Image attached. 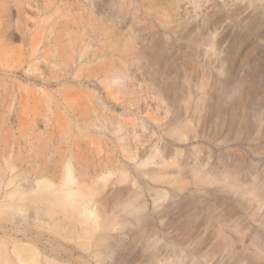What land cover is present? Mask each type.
<instances>
[{
	"label": "rangeland",
	"instance_id": "rangeland-1",
	"mask_svg": "<svg viewBox=\"0 0 264 264\" xmlns=\"http://www.w3.org/2000/svg\"><path fill=\"white\" fill-rule=\"evenodd\" d=\"M15 1L9 6L10 18L21 25V36L13 45L18 55H30L31 42L23 43V38L46 27L47 39H40L39 51L48 38L61 34L64 46L80 36L92 43L91 50L101 51L106 38L102 24L107 22L116 44L109 60L116 62V69L126 68L127 77L108 86L104 75L93 78L96 83L77 79L51 85L53 92H78L84 99L73 107L81 110L71 112L60 96L49 119L40 117L53 126L50 129L62 123L71 132L61 148L51 147L57 156L73 151L91 166L106 157L113 161L117 172L97 196L107 208L138 196L137 204L145 209L141 215L148 219H141L139 228L131 215L134 223L126 224L131 218L123 219L125 206L117 205L122 211L117 209L115 217L125 223L111 233L121 242L104 264H125L136 255L138 264H264V0H49L54 8L49 6L48 12L43 3L47 0H32L31 6ZM53 21L59 24L51 31ZM2 67L0 77L21 84L25 94L29 86L39 91L38 96L43 94L40 78L29 82L23 76L30 67L14 75ZM3 94L0 100L7 107H20L21 114L6 115L14 123H0L2 136L14 130L20 147L28 151L38 144L26 122L35 117L34 107L45 112L46 105L30 101L25 108L20 97L8 101ZM155 147L160 151L156 163L140 166ZM164 159L174 167H163ZM28 160L26 166L38 161ZM123 167L127 180L119 171Z\"/></svg>",
	"mask_w": 264,
	"mask_h": 264
},
{
	"label": "bare ground",
	"instance_id": "bare-ground-1",
	"mask_svg": "<svg viewBox=\"0 0 264 264\" xmlns=\"http://www.w3.org/2000/svg\"><path fill=\"white\" fill-rule=\"evenodd\" d=\"M12 1L15 0H5L4 4H0V63L5 62L4 66L3 64H0L3 66L0 67L4 68L3 70L6 74L13 73V75L15 73L22 74V69L26 68L27 66L30 67L27 75L24 74L23 76L25 77V80L29 82H36L37 79L40 78L41 84L43 83V86L41 85L42 88H40L43 94L38 96L39 91L35 88L29 89L30 86L26 90L27 93L25 94L23 91L24 87H22L18 82L7 78L8 76L5 78L0 77V94L3 92V95L6 96L8 101L14 100L16 97H20L23 99L21 105L23 104L25 108L30 106V101L33 103H45L46 107L44 108L45 112L37 111V108L34 107L35 117L29 118L26 122L29 129L28 133L33 131L37 134H34V139H36L38 144L36 146L27 147L28 151L20 147L14 130L8 131L5 136H2L0 131V264H104L105 260L109 259L108 257L110 253H113L114 248L119 246L117 244L121 242L119 238H116L115 241L111 232L119 228H123V223L125 222L128 224L137 221V224L140 228L141 221L146 218L142 216L146 214V212L144 213L145 209L143 210L144 207L139 206L141 204H137V201L139 203V199L136 194L135 195L137 197H134L133 201L126 202V204H123L122 202L117 204L120 208L125 206L123 211L122 209H119L117 205V208L114 206L113 210H110L112 209L113 205L110 209L109 207L107 208L104 205L102 198L99 199L97 196L105 191L108 183L110 182H108V179L112 180L110 176L117 172L116 170H113V161H109V158L106 157L104 161H100L99 163L97 162V165H94V167L91 166L89 162L81 160L79 161L80 155L78 158H76L78 153L76 155V152L73 153L71 150H69L71 151L70 154H65L63 151L64 154H58L59 156H57L54 153L58 152L53 153L52 149L55 147V150L53 151L58 150V147H60L59 144L66 142L67 136L71 134V132L67 129L68 126L65 127L62 123H60L57 127L54 126V130L53 128L50 129L53 126L50 125L48 121L42 120L40 117L45 116V118L49 119L48 112L52 109L51 107L54 106L55 100H60V98H58L60 96L62 97L61 99L66 101L67 108L69 110L73 108L71 109V112H75L76 109L80 108L78 106V108H74V102H76L78 105L82 102H80V99H84V97L82 98L78 92L74 94V91L72 93L71 91L68 92L70 94L66 93L67 90L64 92H53L51 89H49L52 88L51 85H56L57 83H63L67 81L78 82V80L81 83H89L90 81L96 83L95 80H97V77L99 78V75L100 77L104 75L106 76V80H108V82L105 80V83L108 86V83L110 84L113 80L119 77L124 80L127 77L126 68L123 65L116 69L115 65H113L114 62H110L114 60H109L111 57H113V51L111 49L115 43L112 41L110 37L111 35H109L110 31L107 22H103L102 24V34L105 35L106 38L104 37L105 48H102L101 51L91 50L92 43L86 40V38L84 39L80 36L73 41L75 42L73 45L70 43L69 45L71 46H64L63 44L65 41L63 42V39L61 40V37H63L61 36V33L59 36L52 37L51 40L48 38L49 41L43 44L44 49L41 50L42 48H39L41 50L39 51L37 47H39V44L41 43L40 39H47L44 37L43 33L47 32L46 27L43 28L41 33L33 35V37L31 35L27 36V40L23 38V43L31 42V53L28 56V53L26 56L25 54L18 55L17 48L13 47V45L16 43V40H18L19 35L21 36V34L17 32L18 29L19 31L21 30V27H19L21 25L18 24V21H14L12 17L10 18V2ZM47 1L43 3H46V5L44 4L46 9L49 8L47 9L48 12V10H50L54 4L52 3L51 5L50 1L53 2L52 0L49 2ZM62 2L64 3L65 1ZM17 3L18 1L16 2V5H21L22 3V6L24 5L23 3H29L27 6H31L33 4L32 0H23L20 1V3ZM30 3L32 4L30 5ZM40 5H42V3ZM13 9H15V7ZM23 10L24 9L22 8V12L19 10V15L24 12ZM21 21L20 24H22ZM87 21L85 23H87ZM55 23L59 24L58 22L53 21V25H50L49 27L50 29H53H51V31H54ZM65 25L63 27H65ZM71 25L74 24L72 23ZM49 34L50 33H48V37ZM53 34L55 33L53 32ZM86 34L89 36L88 33ZM25 35H27V33ZM25 35L23 33V36ZM99 58H108L107 60L109 61L102 59V62L94 64ZM86 64H91V66L92 64L94 65L89 69L90 66L86 67L88 66ZM114 64H116V62ZM78 66L80 67L77 69ZM115 72L119 73L120 76H114L116 74ZM93 78L96 79L94 80ZM39 81L37 83H39ZM37 98L39 99L38 101ZM90 98L87 99L90 100ZM97 99H99L98 96ZM90 101L85 100V102ZM94 109L92 111H94ZM20 112V107L16 108L15 106L13 108V105L12 107H7V104H4L2 99L0 100V123L6 121H8V124L11 122L14 123V120H11V118L8 119L6 115L10 116L12 113V115L16 113L19 115L18 118H20ZM89 114L91 115V112H89ZM89 114L87 115V119L90 117ZM82 117L78 118L75 116L73 118L81 121V119L84 118ZM96 119L98 118L96 117ZM106 120L108 121L109 119ZM87 122L91 124L92 120L91 122L87 120ZM86 123L83 124L88 127V123ZM42 124H45L47 128L41 129ZM116 126L123 130V125L120 127L118 123ZM69 127L71 128V126ZM104 127H106L105 123ZM122 140L124 139L122 138ZM52 146L53 148H51ZM153 149L154 150L149 156H147L146 160L139 164L140 166L147 165L149 163H156L154 159L157 158L160 151L157 147ZM124 150L126 151V149ZM48 152L52 153L48 155ZM61 152L62 151L60 150L59 153ZM143 152H141V154ZM136 157H138V155ZM136 157H131V160H135ZM29 158H35V160L38 161L31 166H26ZM75 159L77 160L76 163H74ZM165 161L166 160L164 159L162 166L166 168V165L168 166V164ZM77 164H79L81 168H77ZM169 166L174 167V165ZM145 167L146 166H144V168ZM119 171L121 173V177L124 179L126 177L127 180L128 176L126 174V168L123 167ZM167 171L164 172L167 173ZM144 174L146 173L144 172ZM160 175L161 173L157 174L156 176ZM198 175H200V173H198ZM135 181L137 182V179H135ZM137 190L138 189H135L134 192L136 191V193L139 194L140 192L138 191L140 190ZM134 192L132 191V193ZM142 196L139 194V197L146 199L144 194ZM142 198L141 200H143ZM154 202L156 203V201ZM120 204H122V207ZM117 209L127 213V218L126 215H124L125 218L123 219H128L129 216L131 218L130 220L128 219L130 222H128V220L123 223L119 221V218L117 219L115 217V212L118 211ZM142 212L143 214L141 215ZM156 212H158V209H156ZM130 215L135 218L131 217ZM132 218L136 220L132 222ZM120 219H122V217H120ZM147 219L148 218H146V220ZM143 234L145 237L146 231H143ZM66 240L74 242V245L66 243ZM156 244L157 242L154 245ZM139 258L140 256L136 255L133 258L126 259L127 263L125 264H135ZM118 264L121 263L118 261Z\"/></svg>",
	"mask_w": 264,
	"mask_h": 264
}]
</instances>
